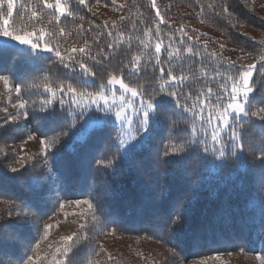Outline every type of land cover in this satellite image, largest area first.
<instances>
[{
    "label": "snow or ice",
    "instance_id": "obj_1",
    "mask_svg": "<svg viewBox=\"0 0 264 264\" xmlns=\"http://www.w3.org/2000/svg\"><path fill=\"white\" fill-rule=\"evenodd\" d=\"M101 3L0 0V65L11 57L41 73L27 79L0 71L7 93L0 101V133L8 135L7 140L0 135V264H77L81 253L83 264H100L96 257L101 253L106 264H121L99 242V237L119 230L99 194L119 174L133 175L142 189L153 190L157 184L155 199L165 206L138 239L166 246L162 264H188L185 250L198 239L199 227L193 220V200L187 188L173 190L158 182L160 173H181L190 186L187 172L193 163L197 168L211 163L218 171L231 169L233 183L246 192L249 174L259 173L239 216L248 235L264 244V40L252 50L241 44L240 54L232 59L224 55L227 40H213L210 46L208 39H201L206 33L195 34L184 23L176 27L166 18L171 3L162 11L157 0H149L152 15L145 17L136 0L131 7L128 0H107L104 7L128 11L102 23L82 14L80 6L94 16ZM190 6L200 23L205 17L225 19L237 32L247 24L237 9L254 11L249 0L235 5L233 0H193ZM260 22L264 27V16ZM73 35L79 40L62 47ZM100 37L108 38L103 47ZM122 48L126 60L120 59ZM51 65L67 70L63 78L51 72ZM149 67L158 75H153L152 86H145L141 73ZM41 122H48L47 130ZM33 140L39 151L28 153L23 145ZM97 144L102 146L99 151ZM67 155L74 157V166L66 163ZM74 168L94 174L84 199L69 198ZM95 176L103 180L101 185ZM253 199L260 202L258 217L248 210ZM70 205L82 209L72 213L81 218L78 229L62 236L59 246L48 245L54 248L50 258L41 257L40 244L59 226L51 221L58 213L67 216ZM33 232L38 242L33 243ZM245 247L236 245L239 252ZM225 254L233 252L217 253L216 259ZM137 256L144 258L140 252ZM257 259L264 264V255Z\"/></svg>",
    "mask_w": 264,
    "mask_h": 264
},
{
    "label": "trees",
    "instance_id": "obj_2",
    "mask_svg": "<svg viewBox=\"0 0 264 264\" xmlns=\"http://www.w3.org/2000/svg\"><path fill=\"white\" fill-rule=\"evenodd\" d=\"M90 3L93 0H89ZM107 0H102V3L97 8H94L95 15L87 13L86 9L81 7L82 14L91 20L95 19L97 23H102L104 20H117L119 15L127 14L128 9L125 8L123 12L118 13L113 9V6L109 4L108 7H104L103 3ZM122 3L123 0H120ZM132 0H128L129 7H131ZM193 0H157V4L163 11L166 5L171 3L173 5L171 11L167 14V17H171V22L179 27L181 23H184L188 29H196L199 33H206V36L201 37L202 40L208 39L210 41H228L227 44L233 45L237 50V56L240 54L239 47L241 44L247 47L248 50H252L258 46V42L264 40V27L260 22V17L264 16V8L261 7L264 4V0H255V3H251L249 0V7L254 9L250 12L244 9L239 12L240 19L246 20V26L239 29V32L233 30L228 25V21L225 19H209L205 17V23H200V17L194 14V7L190 6ZM206 4L215 3L216 0H204ZM237 0H233L235 5ZM137 5L140 6V11H143L145 17L152 15L149 0H136ZM76 7V5H73ZM135 11L133 9V19L135 20ZM139 25V21L136 20ZM22 22L17 18V25L21 26ZM127 24V22H125ZM62 25L67 28H72L73 25L68 20H62ZM87 27V23L85 24ZM165 31L168 30L167 26L162 25ZM209 30L211 33H216L220 37L215 39L211 34L204 30ZM257 33L259 37L255 36ZM240 33H247V36L240 35ZM193 33H190V35ZM95 35V33L88 34V38ZM254 38V39H252ZM107 37H100V46L103 47L107 42ZM79 40V37L73 35L68 38L67 44H62V47L72 45ZM97 47L93 46V53L97 51ZM225 56H228L224 53ZM236 56V57H237ZM236 57L232 59H236ZM120 59L126 60L127 53L122 48L120 52ZM250 62V61H246ZM116 61H114V64ZM7 70L14 73L17 76H25L27 79H34L41 73L34 71L33 68L26 62L17 60L13 62L9 57L2 65H0V71ZM66 69H63L58 65H51V72L56 76L63 78ZM103 75V73H101ZM145 86H152L150 84L153 75L158 73H152L149 67L145 72H142ZM56 77L54 76V79ZM127 78V77H126ZM135 82V81H134ZM35 98V97H33ZM2 116V115H0ZM31 127L35 128L37 125L33 122ZM42 129L47 130L49 127L48 122H41ZM4 140L8 139L7 134H2ZM17 143L19 141L17 140ZM4 146V142L0 140V147ZM101 145H96V151L101 149ZM111 151V148L107 149ZM37 159H40L37 157ZM66 163L73 165L75 163L74 157L67 155L65 157ZM218 163V162H217ZM232 170L225 168L217 170L209 163L207 166L196 167L195 163L189 166L187 177L190 182V186L184 180V175L181 173H175L173 175H167L165 173L159 174V187H169L175 190L178 187L187 188L188 196L193 200V220L198 227V239L193 240L185 250L187 260L193 258L207 257L211 255H217V253H226L228 251L238 252L236 245L246 246L245 251L255 253L258 256L264 255V244H261L254 236H249L247 230L243 227L242 221L239 216V211L244 208L245 202L249 193L256 186V181L259 179V173L254 172L247 177V185L249 191H242L238 184L233 183V179L230 176ZM150 176L155 178L157 173L150 172ZM94 174L88 171H79L74 168V175L69 185L70 199H84L87 197L89 186L91 184ZM97 186L103 183V180L99 176H95ZM145 180L148 177H144ZM110 188L101 189L99 194L100 198L106 201L107 210H110L112 216L119 222L118 231L116 234L124 237L127 240L134 241L138 237L143 236L146 230L152 228L155 222V216L165 210V206L161 205L155 199V190H157V184L153 183L152 189H142L137 178L133 175L119 174L114 178L109 179ZM249 212L254 211L258 217L260 210L259 200L253 199L248 205ZM78 229V228H77ZM33 243L38 242L40 237L37 233L32 234ZM99 237V242L104 246L108 253H111L114 260H118L121 264H162L164 257L168 255L166 246L159 243L154 239H141L146 242H152L164 250L163 256L159 259H138L133 257L130 249L124 247L119 253L109 252L108 247L105 245L103 238ZM43 243L40 244V246ZM59 246V245H58ZM49 253L47 256L50 258ZM83 253L76 257L77 264H83ZM100 261V264H106V255L101 253L99 257H96ZM41 264H48L47 260L41 261Z\"/></svg>",
    "mask_w": 264,
    "mask_h": 264
},
{
    "label": "rangeland",
    "instance_id": "obj_3",
    "mask_svg": "<svg viewBox=\"0 0 264 264\" xmlns=\"http://www.w3.org/2000/svg\"><path fill=\"white\" fill-rule=\"evenodd\" d=\"M204 31L211 34L215 39L220 37L218 34L211 33L207 29ZM253 34L259 37L257 33L253 32ZM233 47V45L227 44L226 48L223 50L226 55L232 58L237 56V51H231ZM0 94H3L0 95V101L6 99L7 93L2 83H0ZM0 106H3V104L0 103ZM9 111H13V109L10 108ZM0 115H3V113H0ZM23 147L28 153H36L39 151L40 145L37 141L33 140L29 141L27 144H24ZM38 158L40 157L38 156ZM81 210L82 209L76 208L74 205H70L65 209V211L68 213L67 216H65L63 213H58L56 215L55 220L51 222L58 223L59 226L52 229L49 239L45 241L38 249V253L41 257L47 256L54 250V248L50 249L48 247L49 244H52L54 247L58 246L62 236L68 235L71 232L77 230L81 218L78 215H72V213H79ZM103 239L106 243L105 245L108 247L109 252L119 253L122 251L121 249L126 247L130 249L133 257L138 259H159L164 254V250L158 245L152 242L143 241L141 239L130 241L116 233L114 235L106 236ZM137 252L142 253L144 258L137 256ZM257 257L258 255L255 253L238 251L233 252V255L231 256L225 254L221 256L220 260L216 259V255L193 258L188 261V264H192L193 261H196V264H200L201 261H203L204 264H222V261H227L228 264H260V260L257 259Z\"/></svg>",
    "mask_w": 264,
    "mask_h": 264
}]
</instances>
